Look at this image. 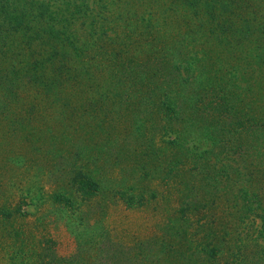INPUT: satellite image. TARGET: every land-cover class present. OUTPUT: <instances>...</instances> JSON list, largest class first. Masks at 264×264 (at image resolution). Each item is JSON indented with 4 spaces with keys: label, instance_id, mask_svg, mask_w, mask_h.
Listing matches in <instances>:
<instances>
[{
    "label": "rangeland",
    "instance_id": "rangeland-1",
    "mask_svg": "<svg viewBox=\"0 0 264 264\" xmlns=\"http://www.w3.org/2000/svg\"><path fill=\"white\" fill-rule=\"evenodd\" d=\"M229 12L131 31L124 51L157 48L142 76L115 53L55 94L16 90L0 113V264H193L212 241L222 259L261 252L264 3ZM78 169L95 196L74 187Z\"/></svg>",
    "mask_w": 264,
    "mask_h": 264
},
{
    "label": "trees",
    "instance_id": "trees-1",
    "mask_svg": "<svg viewBox=\"0 0 264 264\" xmlns=\"http://www.w3.org/2000/svg\"><path fill=\"white\" fill-rule=\"evenodd\" d=\"M247 1L0 0V113L6 115L5 109L10 111L9 107H5L6 104L10 103L12 106L13 101L19 103L18 98H12L16 90L30 86L39 92L55 94L58 85L75 82L79 75L90 73L87 67L93 65V62L102 69L103 63L114 60L115 53V62L123 63L121 57L130 56L125 61L126 66L122 65V71L132 68L131 75L136 73L142 76L147 71L146 57L150 58L157 48L141 46V55H131L124 51H129L131 31L137 33L144 28L140 33L148 34L157 30L159 25L186 22L193 16L202 19L209 17L210 20L217 21L229 10V14H232L230 18H244L246 9L251 7L252 2L256 5L264 3V0H252L248 6L238 7L240 2ZM249 55L251 54L247 53V57ZM84 59L81 64L80 61ZM163 113L171 118L174 117L175 110L171 104H165ZM247 121L248 126L259 127L260 123L255 118ZM231 124L230 127L237 126ZM242 126L246 127L245 124L239 125L241 128ZM72 182L85 197L98 193L99 184L84 169L75 172ZM248 194V189L243 190L242 197L247 198ZM54 199L57 203L72 206V200L65 194H57ZM195 209L193 205L186 204V207L179 210V220L187 210ZM4 213L12 216L9 211ZM183 233L187 234L186 230ZM261 235L264 240V231ZM181 236L186 238V235ZM223 245L222 242H209L202 248L200 256L194 257L190 262L264 264V247L261 252L255 251L253 256L252 253L247 256L239 250L237 254H228L222 259L225 249Z\"/></svg>",
    "mask_w": 264,
    "mask_h": 264
}]
</instances>
